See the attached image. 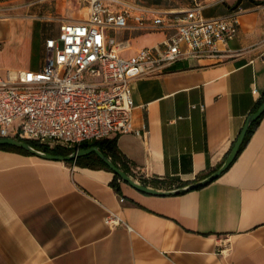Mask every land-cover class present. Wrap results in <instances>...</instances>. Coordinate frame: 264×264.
Here are the masks:
<instances>
[{
    "label": "crops",
    "instance_id": "1",
    "mask_svg": "<svg viewBox=\"0 0 264 264\" xmlns=\"http://www.w3.org/2000/svg\"><path fill=\"white\" fill-rule=\"evenodd\" d=\"M131 1L165 15L195 2L203 17L239 11L237 31L218 43L217 56L180 57L160 74L133 80L131 130L110 136L119 168L145 186L171 190L216 170L264 101V0ZM0 7L11 8L0 20L13 21L17 57L0 65L2 74L39 69L44 40L58 34L60 22L86 15L69 0H3ZM172 31L108 33L127 42L119 54L129 56ZM75 158L0 149V264H264V112L226 169L175 193L143 192ZM109 212L121 222L107 223ZM224 239L228 249L219 252Z\"/></svg>",
    "mask_w": 264,
    "mask_h": 264
},
{
    "label": "built area",
    "instance_id": "2",
    "mask_svg": "<svg viewBox=\"0 0 264 264\" xmlns=\"http://www.w3.org/2000/svg\"><path fill=\"white\" fill-rule=\"evenodd\" d=\"M69 1L85 7L86 15L60 22L58 34L44 40L42 66L0 73V137L71 147L128 132L132 81L160 74L180 57L217 56L218 43L235 35L239 21L238 10L203 17L196 2L165 15L126 0ZM122 28L173 31L160 43L122 56L127 42L108 33ZM105 221L121 222L112 212ZM218 247L227 250L226 239Z\"/></svg>",
    "mask_w": 264,
    "mask_h": 264
},
{
    "label": "water",
    "instance_id": "3",
    "mask_svg": "<svg viewBox=\"0 0 264 264\" xmlns=\"http://www.w3.org/2000/svg\"><path fill=\"white\" fill-rule=\"evenodd\" d=\"M262 112H264V101L260 103V105L253 111L251 112L245 119L241 129L239 130L236 138L234 139L225 159L223 160L222 164L214 170L211 174L208 176L204 177L203 179H200L198 181L192 182L190 184H187L185 186H181L175 189L171 190H155L154 188L145 186L141 183H139L136 180H133L129 175H127L121 168H119L117 165H115L111 159L104 155L103 152L96 146V145H91L86 148H77L65 155H58V154H51L47 153L38 149H35L31 145H29L27 142L23 140H18L13 137H0V144H8L14 147L22 148L26 151H28L31 154H34L36 156L42 157V158H47V159H57V160H69V159H74L75 157L82 156L85 154H88L90 152H94L96 156H98L102 162H104L107 167L113 171L118 177H120L122 180L126 181L128 184H130L132 187L141 190L143 192H148V193H155V194H164V193H175L179 191H183L186 189H191L200 185H203L212 179H214L220 172H222L224 169L227 168V166L232 162L234 157L236 156L239 146L243 140V137L250 125V123L255 120Z\"/></svg>",
    "mask_w": 264,
    "mask_h": 264
},
{
    "label": "trees",
    "instance_id": "4",
    "mask_svg": "<svg viewBox=\"0 0 264 264\" xmlns=\"http://www.w3.org/2000/svg\"><path fill=\"white\" fill-rule=\"evenodd\" d=\"M3 1V0H0ZM258 2H262V1H255V3ZM262 113L255 119L253 120L244 137L243 140L239 146L238 152L237 154L241 151V149L243 148L244 144L246 143L252 129L254 128V126L256 125V123L258 122L259 118L261 117ZM16 139L18 140H23L25 142H27L29 145H31L32 147H34L35 149L47 152V153H51V154H58V155H65L73 150H75L77 147L78 148H86L89 147L91 145H96L102 152L104 155L108 156L111 161L116 165V161H115V156H114V147H115V143L114 137H105V138H101V139H95V140H91V141H83L81 143H79V145L77 146H71L69 148H64L62 146L59 145H55L52 148H49L46 144L39 142L38 140L35 139H28V138H23V137H19V136H15ZM0 149L2 150H10V151H16L19 153H24V154H31L28 151L22 149V148H18V147H14L8 144H0ZM75 161L78 162L79 164H81L82 166H88V167H92V168H105L107 170H110L107 165L102 162V160L95 155L94 152H90L88 154L82 155V156H78L75 158ZM112 171V170H110ZM113 178H119L115 173Z\"/></svg>",
    "mask_w": 264,
    "mask_h": 264
},
{
    "label": "rangeland",
    "instance_id": "5",
    "mask_svg": "<svg viewBox=\"0 0 264 264\" xmlns=\"http://www.w3.org/2000/svg\"><path fill=\"white\" fill-rule=\"evenodd\" d=\"M131 1V0H126ZM138 3V2H136ZM11 8L7 10L4 7H0V17L5 15H9ZM13 21L10 20H0V48L2 47V51L0 52V65L5 69L6 67H10L14 64L15 59L17 58L14 54V48H12L13 42L11 39L10 29L12 27ZM52 34H56L52 32ZM11 41V42H10ZM34 60L37 59L40 54L39 47L35 48Z\"/></svg>",
    "mask_w": 264,
    "mask_h": 264
}]
</instances>
